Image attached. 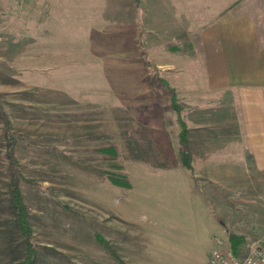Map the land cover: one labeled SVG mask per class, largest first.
<instances>
[{
  "label": "rangeland",
  "instance_id": "1",
  "mask_svg": "<svg viewBox=\"0 0 264 264\" xmlns=\"http://www.w3.org/2000/svg\"><path fill=\"white\" fill-rule=\"evenodd\" d=\"M16 6L0 3V264H24L28 256L13 182L32 228L35 264H127L124 232L132 224L108 217L110 190L121 206L134 182L166 177L170 183L181 176H156V166L131 158L126 141L134 131H154L151 116L160 113L178 151L172 95L187 122L192 80L163 72L145 48L131 44L130 32L86 31L80 45L74 30H52L44 41L43 16ZM178 51L186 55L192 48ZM192 149L200 166L199 143ZM124 176L130 187L117 184ZM248 177L244 183L258 184L264 206V175ZM241 224L230 230L236 243L230 240V247L240 254L264 248V218Z\"/></svg>",
  "mask_w": 264,
  "mask_h": 264
},
{
  "label": "crops",
  "instance_id": "2",
  "mask_svg": "<svg viewBox=\"0 0 264 264\" xmlns=\"http://www.w3.org/2000/svg\"><path fill=\"white\" fill-rule=\"evenodd\" d=\"M26 1L11 4L43 16L44 41L52 30H74L80 45L86 31L130 32L163 72L192 80L186 124L201 165L156 167L181 178L134 182L121 206L115 188L108 194V217L132 224L127 264H210L214 247H230V230L264 218L258 184L244 183L264 175V0Z\"/></svg>",
  "mask_w": 264,
  "mask_h": 264
},
{
  "label": "trees",
  "instance_id": "3",
  "mask_svg": "<svg viewBox=\"0 0 264 264\" xmlns=\"http://www.w3.org/2000/svg\"><path fill=\"white\" fill-rule=\"evenodd\" d=\"M172 107L179 113V124L181 131L179 134L180 147L175 151L170 139L168 131V122L163 114L152 113L153 122L155 126L154 131L137 130L132 132L133 137L127 139V147L131 154V158L136 161H141L156 167H176L179 165L192 168V155L190 150L189 128L181 114L183 107L180 104L177 95L173 92ZM124 181L116 182L123 187H130V180L124 176ZM121 179V177H120ZM14 188V202L17 206L16 222L23 230L28 244V256L24 264H35L36 249L34 248L33 232L28 220L25 204L23 203L17 184L13 182ZM230 240L232 246H236L234 235L230 233ZM236 251L234 248H232ZM237 252V251H236Z\"/></svg>",
  "mask_w": 264,
  "mask_h": 264
},
{
  "label": "built area",
  "instance_id": "4",
  "mask_svg": "<svg viewBox=\"0 0 264 264\" xmlns=\"http://www.w3.org/2000/svg\"><path fill=\"white\" fill-rule=\"evenodd\" d=\"M210 264H264V248L253 246L245 254L234 251L231 247H214L209 257Z\"/></svg>",
  "mask_w": 264,
  "mask_h": 264
}]
</instances>
